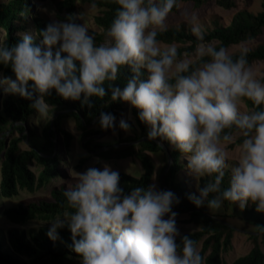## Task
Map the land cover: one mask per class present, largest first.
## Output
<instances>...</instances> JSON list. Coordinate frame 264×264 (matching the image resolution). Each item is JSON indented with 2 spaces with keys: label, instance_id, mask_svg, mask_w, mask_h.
Returning a JSON list of instances; mask_svg holds the SVG:
<instances>
[{
  "label": "clouds",
  "instance_id": "obj_1",
  "mask_svg": "<svg viewBox=\"0 0 264 264\" xmlns=\"http://www.w3.org/2000/svg\"><path fill=\"white\" fill-rule=\"evenodd\" d=\"M112 2L114 16L100 43L81 13L55 19L51 12L38 34L19 32L16 43L0 44V65L12 72L0 81L5 94L32 101L42 121L53 119L54 105L45 100L53 92L81 107L92 108L93 98L127 103L150 141H167L187 161L198 192L187 198L196 208L218 211L229 201L264 213V74L250 63L248 42L207 40L199 17L186 11L196 45L181 52L158 39L180 0ZM123 69L131 76L115 87ZM99 125L131 131L127 120L107 112ZM75 176L63 193L67 210L48 223L47 236L55 242L67 228L81 264H204L198 242L177 226L181 200L173 191L152 183L125 193L119 171L107 164Z\"/></svg>",
  "mask_w": 264,
  "mask_h": 264
},
{
  "label": "trees",
  "instance_id": "obj_2",
  "mask_svg": "<svg viewBox=\"0 0 264 264\" xmlns=\"http://www.w3.org/2000/svg\"><path fill=\"white\" fill-rule=\"evenodd\" d=\"M47 1V0H37ZM56 9L58 15L73 14L79 5H90L92 0H48ZM214 1L217 6L224 10L237 7L238 1L249 0H180V2L190 3L194 10L201 9L209 2ZM33 0H0V31L4 32L1 44L9 46L16 43L19 32L32 31L34 34L43 30L47 22L39 12H35ZM98 14L94 17V23L102 29L101 34H97V42L104 39V29H106L114 16L116 5L112 0H95ZM262 10L252 13L245 8L236 10L227 25L219 23L217 18H213V28L205 31L207 40L222 42L225 46L239 45L241 41H251L264 34V0L261 4ZM177 9H174L175 13ZM162 44L175 43L181 52L193 51L196 45V38L184 24L169 26V30L158 36ZM249 61L264 62V44H258L250 49ZM10 68L0 65V76L2 78L11 76ZM131 74L127 69L121 70L120 78L114 83L115 87L123 88ZM107 87V85H106ZM111 92L109 90L108 96ZM45 100L50 105H54L60 113L54 115L51 122L42 132L43 142H39L38 137L30 130L28 139V149L20 150L19 144L23 142L27 135L12 137L6 141V134L14 130L19 134L24 133V123L33 114L32 101L19 96L9 95L1 101L0 109V201L9 199L18 194V191L33 193L49 186L50 182L61 176L59 170L60 154L54 139L62 137V149H68L71 137L61 128L63 118H72L81 136L86 140L85 146L91 152H96L97 157L106 161L124 160L134 158L143 167V174L136 178L125 173H120V186L125 193L131 191L135 186L143 185L147 187L152 180L154 165L148 154H164L166 164L161 169L162 190L173 191L181 200V203L174 208L178 214L188 213L186 223L194 225L197 230L190 233L191 238L198 242V249L204 258V264H226L222 255L232 247L234 225L228 221V210L234 204L224 201L222 214L207 215L203 210L196 208L189 200L187 181L183 179L182 171L184 164L181 154L170 147L164 140L168 153L163 150L160 143L150 141L147 137L148 128L139 120L138 112L131 107V114L139 128V134L133 138H126L118 143L102 145L95 143L92 138L104 133L99 125L101 112H107L118 116L123 110L124 102H106L93 98V107H81L80 103L64 100L55 92L46 96ZM170 157L171 164L167 168ZM35 162L41 167L39 173L34 176L29 169V165ZM84 162V161H82ZM203 187L205 181L201 180ZM222 187H227V177ZM65 189L60 186L50 189L51 201L32 202L27 206L18 205L7 207L2 210V214L12 224L24 225L28 222L39 220H52L58 214H62L67 209L62 207L65 203L63 195ZM238 220L249 227L251 231L249 238L253 242L252 248L243 256L237 257L230 264H264V222L261 220V213L256 212L254 205H249L244 210L238 212ZM47 227H40L36 234H31L28 238L25 232L10 229L6 233V249L0 241V264H81V258L71 251L72 234L67 229L59 230L60 246L47 236ZM22 258L23 261H22Z\"/></svg>",
  "mask_w": 264,
  "mask_h": 264
},
{
  "label": "rangeland",
  "instance_id": "obj_3",
  "mask_svg": "<svg viewBox=\"0 0 264 264\" xmlns=\"http://www.w3.org/2000/svg\"><path fill=\"white\" fill-rule=\"evenodd\" d=\"M262 2L263 0H249L247 2L238 1L237 7L230 10H224L220 8L215 4L214 1L209 2L204 7L198 10H194L190 3L180 2V7L177 9L175 13H172L170 15L168 22H169V26H178L182 23L189 29L185 17V12L187 11L194 13L199 17V20L204 28V31H206L213 28L212 20L214 17L218 19L220 24L227 25L229 19L236 10L245 8L246 10L252 13H258L262 10L261 7ZM32 3L35 7V12H39L40 15L47 22H50V20L53 19V17L49 15V13L51 12H55L56 14V16L54 17L55 19H65L67 17L66 14H62L61 16L58 15L55 6L48 0L42 2L33 0ZM98 12L99 10L97 8L95 10H92L90 8V5H84V6L79 5L74 13H81L83 22L90 29V34L91 31H93L97 35L102 33V29L98 28L94 23V17L98 14ZM3 36H4V32L0 31V44L4 39ZM258 44H264V34L260 35L254 40L248 41V46L250 49L254 48ZM165 45L166 44H162V46ZM233 50L236 51L237 49L234 48ZM252 65L259 74H264V62H255ZM2 80L3 78L0 76V81ZM4 87L5 86L2 83H0V109L2 108L1 101L3 99H6L9 95H11V94H5ZM58 113L60 112L54 108L53 118L54 115ZM121 118L127 120L128 123L131 125L130 133H125L117 127L115 132H113L112 130H107L106 132L98 134L97 136L93 137L92 140L95 143H101L102 145L113 144V143L116 144L120 140H124L126 138H133L135 135L139 134V128L137 127L135 120L131 114V106L128 105L127 103H124L123 110L119 112L118 116H116L117 122ZM51 121L48 120L42 121L40 118L35 116V113L33 111V114L28 119L27 123H24V128H25L24 133L19 134L14 130L11 131L9 130L6 134L5 139L6 141H8L12 137H21L25 134L29 137V131L31 130L38 137L39 142H43L42 132L47 127L48 123ZM61 128L65 132H67L71 137L70 145L66 150L62 149L60 145L62 140V137L60 135L59 137L54 139V142L57 146V150L59 149V154L61 159L58 166L61 172V176L53 179L50 182L49 186H47L46 188L35 191L33 193H28L26 191H18V194L16 196L9 199H2L0 201V241L2 242V245L5 249H6V233L8 230L17 229L23 231L25 232L28 238L31 234H36V232L38 231V229H40V227L48 228L49 227L48 223L51 222L53 219L52 220L37 219L35 221L28 222L24 225L12 224L2 214V210L4 208L14 207L18 205L27 206L29 203L32 202H36V203L41 201L50 202L52 200L50 197V189L52 187L58 188L62 186L64 189L71 188L76 183L75 172H84L87 170V168L93 166L102 168L104 164H107L111 166L114 170H118L121 173H125L136 178L140 177L143 174V172L141 171V169L143 170L141 163L134 158L106 161L98 158L96 152L89 151L85 146L86 140L82 138L81 132L77 129L76 123L72 118H63L61 120ZM28 139L29 138L26 137V139L19 144L20 150H25L29 148ZM157 142L160 143L161 146L163 147V150L166 153H168L171 146L167 147L164 143V140L162 139H157ZM148 157L151 159L154 165L153 177L150 184L155 183L157 185V188L161 189L162 177L164 174L161 175L160 173H161V169L166 164L164 154L162 152L154 155L148 154ZM181 160L184 164V169L182 171L183 179L187 181L188 191L191 193L198 194L197 182L188 174L186 170L187 161L183 158H181ZM29 169L32 171L33 175L36 176L41 170V167H38L37 164L33 162L32 164L29 165ZM199 209L203 210L204 213H206L207 215H218L224 212L223 207L218 211L216 210L209 211L206 207H201ZM240 210L241 209L238 206L234 205L233 207L231 206L227 211L229 215L228 221L234 225L235 231L233 233L231 249L222 255V258L226 264H230L237 257L245 255L253 246V242L249 238V235L251 233V231H249V227L238 220L237 214ZM187 219H188V213L178 214L177 226L181 234L193 232L197 230V228L194 225L186 223ZM261 220L264 222V213H261ZM56 244L60 246L59 240L56 241ZM23 259L24 258H22V261Z\"/></svg>",
  "mask_w": 264,
  "mask_h": 264
},
{
  "label": "water",
  "instance_id": "obj_4",
  "mask_svg": "<svg viewBox=\"0 0 264 264\" xmlns=\"http://www.w3.org/2000/svg\"><path fill=\"white\" fill-rule=\"evenodd\" d=\"M27 138H28V136H27ZM170 164H171V160H170V157H169V161H168L166 170L169 168Z\"/></svg>",
  "mask_w": 264,
  "mask_h": 264
}]
</instances>
